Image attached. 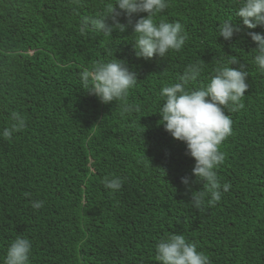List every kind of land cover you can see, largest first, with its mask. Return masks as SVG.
<instances>
[{"label":"trees","instance_id":"1","mask_svg":"<svg viewBox=\"0 0 264 264\" xmlns=\"http://www.w3.org/2000/svg\"><path fill=\"white\" fill-rule=\"evenodd\" d=\"M109 3L0 0V131L13 113L25 121L11 139L0 136V264L17 235L32 244L30 264H159L156 244L172 234L195 243L210 264H264V72L247 35L264 27L242 25L239 0H169L156 20L183 25V48L137 58L131 28L81 32V22ZM225 19L242 28L229 41L218 36ZM116 58L137 74L127 104L139 111L81 88L85 69ZM232 59L247 72L248 90L242 107H225L232 133L215 171L230 188L196 209L181 183L195 161L159 124L160 91L189 63L203 64L187 85L195 89ZM113 176L122 181L118 191L104 187ZM192 190L206 189L201 182ZM35 201L43 207L33 208Z\"/></svg>","mask_w":264,"mask_h":264},{"label":"clouds","instance_id":"2","mask_svg":"<svg viewBox=\"0 0 264 264\" xmlns=\"http://www.w3.org/2000/svg\"><path fill=\"white\" fill-rule=\"evenodd\" d=\"M169 5V0H115L109 3L106 13L98 17H86L81 22V32L89 29L93 32L112 34L124 33L132 29L134 40L132 47L137 58H164L170 51H180L187 39L183 25L179 21L156 20ZM146 13L134 19L135 14ZM237 15L247 29L264 27V0H239ZM121 17L126 22H121ZM110 22V23H109ZM241 25L225 19L218 25L220 37L229 41L241 32ZM247 35L256 45L254 61L259 71L264 72V34L249 31ZM232 59L214 70L208 83L200 88H188L203 70L200 62L189 63L179 76V82L164 86L160 91L163 103L156 114L161 117L159 124L174 139L186 145V154L194 161L191 175L181 177V183L191 191V204L199 209L207 203L215 205L222 198V191L230 188L228 183L221 185L215 169L224 162L221 143L232 133V120L225 107L235 111L243 105L239 102L248 90L246 71L233 68L237 64ZM81 88L95 96L101 103L124 102V111H139V108L127 104L129 90L138 81L137 74L129 70L127 64L119 59L95 64L81 74ZM14 123L0 131V136L11 139L13 134L24 127V119L19 113H13ZM195 177V179H192ZM206 190H192V185L201 183ZM104 187L118 191L122 187L119 177H105ZM33 208L43 207L42 201H35ZM32 244L21 235L9 244L3 257V264H30ZM156 261L159 264H210L209 257L197 250L195 243L186 240L182 234H172L156 244Z\"/></svg>","mask_w":264,"mask_h":264}]
</instances>
